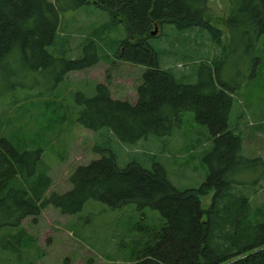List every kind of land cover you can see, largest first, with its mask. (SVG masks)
<instances>
[{"label":"trees","instance_id":"16d2710c","mask_svg":"<svg viewBox=\"0 0 264 264\" xmlns=\"http://www.w3.org/2000/svg\"><path fill=\"white\" fill-rule=\"evenodd\" d=\"M207 1L0 0V100L6 89L13 92L12 100L0 101V107L17 103V89L28 88L25 99L44 96L69 73L98 64L95 49L92 56L75 59L55 58L47 51L56 41L61 13L94 5L126 32L117 58L144 71L135 103L113 99L104 84H95L91 96L75 92V122L93 133L107 131L119 144L134 146L172 136L181 128L183 115L192 113L194 122L205 126L212 140L202 159L207 174L197 189L178 190L157 162L150 168L138 162L119 168L115 153L103 149L99 159L77 166L69 176L70 189L58 193L48 192L52 180L42 149L21 150L0 134V234L4 230L22 233V222L35 221L48 207L71 216L89 201L112 210L134 204L147 223L151 221L146 209L161 217L147 232L136 264H264V221L252 216L249 202L264 180V161L243 156L241 137L229 127L234 87L223 83L208 65L198 69L195 83L179 82L160 68L149 44L153 30L164 25L180 31L204 29L220 42L222 32L203 19ZM222 2L231 5L226 23L231 36L244 37L246 54L253 55L257 40L262 38L264 43V0ZM253 59L257 64L258 59ZM40 75L39 87L35 83ZM210 193L204 210L200 198Z\"/></svg>","mask_w":264,"mask_h":264},{"label":"rangeland","instance_id":"374dc122","mask_svg":"<svg viewBox=\"0 0 264 264\" xmlns=\"http://www.w3.org/2000/svg\"><path fill=\"white\" fill-rule=\"evenodd\" d=\"M222 1L208 0L203 12V19L222 32L220 42L204 29L180 31L164 25L153 30L149 44L158 55L160 68L171 72L179 82L195 83L198 69L208 65L223 83L234 87L229 127L241 137L243 156L264 161L263 39L257 40L253 55L246 54L245 38L232 37L226 24L231 5ZM125 37L122 24L111 21L94 5L61 13L56 41L47 51L55 58L75 59L83 54L92 56L95 49L98 64L84 73H69L44 96L25 99L28 88L17 89V103L0 107V134L21 150L42 149L52 180L48 192L68 191L73 170L99 159L103 149L115 153L119 168L129 162L146 168L153 162L161 164L178 190L197 189L205 180L207 169L202 159L211 149L212 140L206 127L194 122L192 113L183 115L181 128L172 136L150 138L134 146L119 144L109 132L93 133L75 122V92L91 96L97 82L110 88L113 99L136 101L144 68L117 58L115 53ZM253 58L258 59L257 64ZM40 78L36 77L35 83L39 87ZM12 94L6 89L0 101L7 103ZM211 196L200 198L202 209H207ZM249 202L252 216L264 221V180L257 184ZM146 212L151 223L141 219L134 204L112 210L89 201L81 212L71 216L48 207L35 221L25 219L22 233L4 230L0 234V264H136L137 251L146 241L147 232L161 218L157 212Z\"/></svg>","mask_w":264,"mask_h":264},{"label":"crops","instance_id":"0c3cea01","mask_svg":"<svg viewBox=\"0 0 264 264\" xmlns=\"http://www.w3.org/2000/svg\"><path fill=\"white\" fill-rule=\"evenodd\" d=\"M79 57H80V56H79ZM96 65H97V64H96ZM94 67H95V66H94ZM92 68H93V67H92ZM90 69H91V68H89V69H87V70H84V71H78V73H79V72H81V73L83 72V73H84L85 71H88V70H90ZM96 84H103V83H102V82H97ZM104 85H105V84H104ZM108 88H109V87H108ZM109 90H110V88H109ZM110 94H111V97H112V92H111V90H110ZM135 102H136V101H135ZM135 102H134V103H135Z\"/></svg>","mask_w":264,"mask_h":264},{"label":"water","instance_id":"95a60500","mask_svg":"<svg viewBox=\"0 0 264 264\" xmlns=\"http://www.w3.org/2000/svg\"><path fill=\"white\" fill-rule=\"evenodd\" d=\"M154 34V32H152V35Z\"/></svg>","mask_w":264,"mask_h":264}]
</instances>
